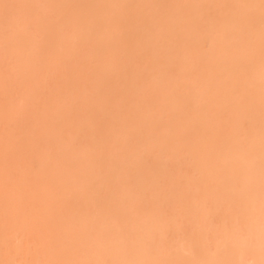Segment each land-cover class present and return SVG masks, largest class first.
<instances>
[{"label": "bare ground", "instance_id": "bare-ground-1", "mask_svg": "<svg viewBox=\"0 0 264 264\" xmlns=\"http://www.w3.org/2000/svg\"><path fill=\"white\" fill-rule=\"evenodd\" d=\"M0 264H264V0H0Z\"/></svg>", "mask_w": 264, "mask_h": 264}]
</instances>
